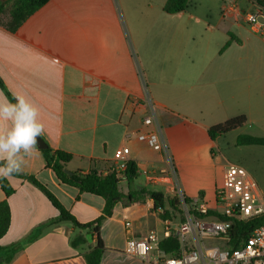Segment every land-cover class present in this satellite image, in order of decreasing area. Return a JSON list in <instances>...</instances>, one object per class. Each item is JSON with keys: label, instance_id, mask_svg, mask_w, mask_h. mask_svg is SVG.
<instances>
[{"label": "crops", "instance_id": "obj_1", "mask_svg": "<svg viewBox=\"0 0 264 264\" xmlns=\"http://www.w3.org/2000/svg\"><path fill=\"white\" fill-rule=\"evenodd\" d=\"M166 1L50 0L15 33L7 30L9 16L0 18V79L13 97L22 95L39 109L46 144L73 156L67 169L107 174L115 151L130 148L138 179L129 188L123 178L120 186L135 199L117 204L102 223L101 264H156L154 257L126 252L125 223L131 221L135 237L156 231L161 240L167 226L179 225L161 220L151 198L137 196L147 189L172 198L171 181H149L170 168L169 158L182 196L203 194L215 207L229 164L222 163L223 155L218 158L221 138L212 140L210 127L245 116L235 138L264 136V37L237 16L222 14L226 2L254 12L264 0H190L178 14L164 11ZM146 91L160 107L158 125L168 153L137 140L145 128L129 102ZM3 97L8 98L0 88ZM22 173L46 186L80 224L103 214L104 199L62 183L38 147L25 157ZM8 180L15 192L6 197L0 186V203L7 200L11 209L10 228L0 239V264H86L96 240L93 246L72 247L73 238L85 231L56 223L58 210L26 180Z\"/></svg>", "mask_w": 264, "mask_h": 264}, {"label": "built area", "instance_id": "obj_2", "mask_svg": "<svg viewBox=\"0 0 264 264\" xmlns=\"http://www.w3.org/2000/svg\"><path fill=\"white\" fill-rule=\"evenodd\" d=\"M222 14L235 15L244 21L254 33L264 37V5H260L254 12L242 11L235 1L224 3ZM129 107L142 114L143 132L136 137L155 152L165 151L168 147L158 125L160 107L146 91L140 97H133ZM130 148L119 147L114 153V170L118 174L124 173L130 163ZM170 168H162L149 177L150 182L159 178L171 181L168 195L183 200L179 189L178 178L173 163ZM154 205V201H153ZM193 212L187 211L186 219L176 228L170 225L165 228V237L173 232L180 233L182 244L179 257L165 256L158 247L161 241L156 231L138 238L133 234L131 221H126V252L143 260L155 258L156 264H264V222L251 237L238 249L232 250L228 246L229 232L232 221L230 218L253 220L264 218V195L255 179L242 166L229 164L225 170L224 185L216 193L215 207L209 206L203 200L192 199L191 203H183ZM162 210H158L159 213ZM195 212L198 214L196 215ZM205 240H221L222 246L205 247Z\"/></svg>", "mask_w": 264, "mask_h": 264}, {"label": "trees", "instance_id": "obj_3", "mask_svg": "<svg viewBox=\"0 0 264 264\" xmlns=\"http://www.w3.org/2000/svg\"><path fill=\"white\" fill-rule=\"evenodd\" d=\"M50 0H8L3 2L0 0V18L4 15L9 16V21L6 25L7 30L11 33H15L24 22H26L34 13L44 7ZM190 0H167L164 6V11L168 14H178L185 12L189 6ZM260 5H264L262 1H258ZM231 40L235 37L230 35ZM229 46V43L224 47L225 50ZM0 88L5 90L6 95L10 100L14 97L6 91L2 80L0 79ZM247 122L245 116H238L231 118L223 123L210 127L208 133L212 140L221 138L226 134H229L239 128H242ZM236 146L249 147V146H262L264 147V137H258L250 134H243L237 137ZM47 162V166L50 167L58 177V179L69 186L78 188L82 193H89L99 196L104 199L105 207L103 214L95 221L88 224H80L75 217L64 208V206L58 201V199L52 194V192L43 184H41L34 176L25 173H20L12 177L26 180L28 183L38 188L43 192L52 205L58 210L59 216L56 218V223L70 222L76 228L85 231V234L80 233L75 236L71 242L72 247L78 249L82 246L88 245L86 235L90 234L96 240L93 247H90V251L86 254V264H101L105 251L104 242L100 235V230L104 220L112 216L113 211L117 204L125 202L126 199L134 200L133 194L125 195L121 189V181L123 178L128 183L129 188L138 179V168L135 163L131 162L128 165L127 170L118 174L112 168L107 174L92 169L89 171H75L72 174H67L68 163L71 162L73 156L69 153L53 150L47 145L46 149L40 150ZM0 186L4 191L6 197H9L15 192V189L11 186L8 178H0ZM139 199L151 198L154 201L153 212L162 210L158 215L164 222L172 220L170 214H174L178 211V206L183 203L189 204L192 199L183 196V200L178 197L165 198L161 192L150 191L147 189H141L138 191ZM202 200L203 194L200 195ZM168 206V208H167ZM196 215H198L195 212ZM232 221L231 229L229 232L228 246L232 250L238 249L251 237L252 233L263 224L264 218H258L253 220H242L240 218H230ZM11 224V209L7 200L0 203V239L8 232ZM176 232H173L170 236L163 238L159 244V250L168 257H179L181 254V240L178 238Z\"/></svg>", "mask_w": 264, "mask_h": 264}, {"label": "clouds", "instance_id": "obj_4", "mask_svg": "<svg viewBox=\"0 0 264 264\" xmlns=\"http://www.w3.org/2000/svg\"><path fill=\"white\" fill-rule=\"evenodd\" d=\"M44 133L39 109L24 96L0 98V178L23 171L25 157L36 153L38 137Z\"/></svg>", "mask_w": 264, "mask_h": 264}, {"label": "rangeland", "instance_id": "obj_5", "mask_svg": "<svg viewBox=\"0 0 264 264\" xmlns=\"http://www.w3.org/2000/svg\"><path fill=\"white\" fill-rule=\"evenodd\" d=\"M201 14L206 13V9L200 10ZM6 17V16H5ZM256 136V135H255ZM236 132L233 131L229 134L224 135L219 140L218 158L222 155L223 164H234L244 167L249 174L255 179L260 190L264 195V147L262 146H249V147H238L236 146ZM264 137V136H261ZM142 182L145 181V177L140 178ZM169 199V198H168ZM171 199V198H170ZM187 211L193 212L191 208L185 207V205H179L178 211L174 214H170V218L176 222L183 223L186 219ZM205 247L211 246H222L223 241L221 240H205L202 242Z\"/></svg>", "mask_w": 264, "mask_h": 264}, {"label": "water", "instance_id": "obj_6", "mask_svg": "<svg viewBox=\"0 0 264 264\" xmlns=\"http://www.w3.org/2000/svg\"><path fill=\"white\" fill-rule=\"evenodd\" d=\"M2 1H3V2H6V1H8V0H2ZM37 147H38V149H40V150H43V149H46V148H47V144H46V142L44 141V139H43L42 137H38V144H37ZM65 172H66L67 174H70V175L72 174V172L69 171L68 169H66ZM176 236H177L178 238H180V233H177ZM86 237H87L88 242L91 244V246H93L94 243H93V237H92V235L88 234V235H86Z\"/></svg>", "mask_w": 264, "mask_h": 264}]
</instances>
